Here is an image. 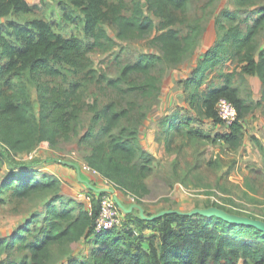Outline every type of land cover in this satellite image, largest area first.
Listing matches in <instances>:
<instances>
[{
	"label": "trees",
	"instance_id": "obj_1",
	"mask_svg": "<svg viewBox=\"0 0 264 264\" xmlns=\"http://www.w3.org/2000/svg\"><path fill=\"white\" fill-rule=\"evenodd\" d=\"M50 1L56 2L62 9L80 12L82 38H64L56 34L51 23L43 18L24 25L8 21L0 26V143L4 145L0 147V170L6 163L12 166L0 185V191H10L19 200L38 193H54L59 183L46 174L39 177L29 167L15 164L7 153L29 151L43 142L54 146L62 134L70 132V124L77 119L71 101L75 102L76 93L85 87L76 81L69 90L57 91L58 97L50 103L51 109L41 117L45 125L36 126L30 116L28 98L22 92L17 99L8 96V93H18L11 82L13 77L20 79L28 75L33 81L43 76L58 78L61 76L58 67L67 66L84 71L85 78L104 82L119 94L137 91L152 103L159 93L158 79L153 76V71L163 62L180 64L186 47L194 40L191 34L181 37L179 31L169 25L161 26L153 41L162 57L141 55L136 63L122 67L119 78L107 79L90 69L89 59L95 50L105 53L114 44L103 26L115 27L117 39L125 41L149 35L155 29L153 20L144 15L136 0H131L129 15H124L122 5L114 1ZM191 1L147 0V10L154 17H160L166 11L184 12ZM237 1L242 5H251L256 0ZM45 2L41 0L39 5L30 6L25 0H0V20L38 14ZM223 18L231 21L234 17L225 13ZM216 26L222 33L218 41L205 52L190 77L181 83L184 91L191 90L187 99L198 115L220 125L216 104L220 99H226L234 104L237 121L227 131L216 133L214 138L204 135L201 129L191 127L193 119L189 117L166 116L161 126H165L167 133L174 131L191 140L221 142L235 150L242 143L245 117L264 102V50L258 52L256 44L260 31L264 29V9L257 12L253 24L244 29L240 24L226 28L222 21H217ZM225 53L241 64V74L257 76L262 84L260 102L247 103L240 97L238 88L234 87L235 72H221L216 77L220 83L200 91L205 71L217 65ZM123 84L127 85L126 89L121 87ZM128 107L121 108L110 102L96 112L93 123L107 141L92 148L86 165L101 178L112 181L121 193L136 192V188H142V180L151 173L152 161L138 139V127L146 117L143 110L134 126L121 128L124 121L131 120L136 106L129 103ZM57 199L54 197L52 202ZM99 208V198H92L91 210L74 217L70 211H58L48 204V229L42 232L41 237L27 241L25 236L29 229L19 227L8 239L0 238V264H44L52 245L82 239L89 240L93 245L89 258L71 257L66 264H264V232L253 227L229 223L216 216L169 211L149 218H127L120 229L97 233L94 226ZM143 232H148V235ZM15 248L19 252L25 249L28 253L18 259L12 258L8 253Z\"/></svg>",
	"mask_w": 264,
	"mask_h": 264
},
{
	"label": "rangeland",
	"instance_id": "obj_2",
	"mask_svg": "<svg viewBox=\"0 0 264 264\" xmlns=\"http://www.w3.org/2000/svg\"><path fill=\"white\" fill-rule=\"evenodd\" d=\"M113 1L122 5L124 15L130 14L131 0H107L108 3ZM136 2L144 15L153 20L155 29L143 38L121 41L116 37L115 27L104 25L103 28L114 44L105 53L95 50L89 55L90 69L103 74L107 79H117L122 67L136 63L141 55L162 57L158 45L153 41L161 26L169 25L178 30L181 37L191 34L194 40L186 47L180 64L169 65L163 62L153 71V76L158 79L159 93L152 103L137 91L119 94L104 82L85 78L84 71L67 66L58 67L61 73L58 78L43 76L35 81L28 75L20 79L12 78L11 82L15 84L18 93H8V96L17 99L22 92L28 98L31 105L30 116L36 126L45 125L41 117L51 109L50 103L58 97L57 91L69 90L70 85L76 81L81 82L85 88L76 93L75 102L71 101L75 106L77 119L70 124V132L62 134L54 146L43 142L29 151L7 153L15 164L29 167L39 177L46 174L55 178L59 185L54 193H38L25 200L15 198L10 191H0V238L8 239L19 227L29 229L25 236L27 241L41 237L42 232L48 229V204L58 211H70L74 217L89 209V202L97 197L92 194V188L101 189L103 178L96 184H85L87 188L82 190L76 189L82 184L77 179L83 178L82 173L87 172V159L91 156L92 148L107 141L100 135L93 118L103 105L110 102L121 108H129V103L136 106L131 113V120L124 121L121 128L134 126L143 110L146 117L138 127V139L152 159L151 173L142 180V188H136V192L117 193L123 221L127 218H149L169 211L193 214L197 211L218 210L237 218L264 223V102H261V106L254 107L245 117L242 123V143L235 150L221 142L191 140L174 131L167 133L165 126L158 130L153 124V121L163 120L165 115H178L193 119L191 127L201 129L210 138L224 131L221 125L198 115L195 107L189 105L187 98L191 90L184 91L181 81L190 77L204 58L205 52L218 41L222 33L217 30V21H222L226 28L232 24H240L242 29L247 25L251 26L257 12L264 9V0H256L251 5L239 4L237 0H192L184 12L166 11L160 17H154L147 10V0ZM44 4L38 14L10 16L0 20V26L8 21L24 25L43 18L51 23L56 34L64 38H82L80 12L62 9V6L50 0H46ZM225 13L232 14L233 23L223 18ZM5 34L10 41L13 40L6 32ZM256 44L258 52L264 50V29L260 31ZM222 56L217 65L205 71L200 91L209 85L220 83L216 77L221 72H235L234 87L238 88L240 97L247 103L260 102L262 84L257 76L241 74V64L236 59L230 58L227 53ZM121 87L126 89L127 85L123 84ZM166 141L170 143L167 144ZM0 147L4 145L0 143ZM59 166L61 170L56 168ZM11 168L8 163L1 168V183ZM46 168L47 172L43 170ZM54 169L59 172L56 174L59 179L48 174ZM54 197L58 199L52 202ZM92 248V243L86 239L54 244L50 247L44 264H66L71 257L88 259ZM26 253L28 251L25 249L19 252L15 248L8 254L18 259Z\"/></svg>",
	"mask_w": 264,
	"mask_h": 264
},
{
	"label": "built area",
	"instance_id": "obj_3",
	"mask_svg": "<svg viewBox=\"0 0 264 264\" xmlns=\"http://www.w3.org/2000/svg\"><path fill=\"white\" fill-rule=\"evenodd\" d=\"M217 117L220 120V125L227 131L237 121V110L233 103L226 99H220L216 104ZM93 174L98 175L92 171ZM101 189H95V194L100 201V208L98 216L95 220L94 230L99 233L102 231H109L112 229H120L123 224L121 218V205L119 203L118 187L110 180L103 179ZM92 200V199H91ZM91 210V201L89 202V209Z\"/></svg>",
	"mask_w": 264,
	"mask_h": 264
},
{
	"label": "crops",
	"instance_id": "obj_4",
	"mask_svg": "<svg viewBox=\"0 0 264 264\" xmlns=\"http://www.w3.org/2000/svg\"><path fill=\"white\" fill-rule=\"evenodd\" d=\"M30 6H37V5H39L40 4V2H41V0H25ZM4 20V19H3ZM3 20H1V21H3ZM166 114V113H165ZM166 116H169V115H165V117ZM163 121L161 120V121H159V120H156L155 122L153 121V124L155 125V127H156V129H161V128H163L162 126H161V123H162ZM153 126V125H152ZM151 129H152V127H151ZM148 132H153V131H149V130H147ZM222 132H224V131H222ZM152 136L153 137H155V135L152 133ZM87 167V166H86ZM57 169H59V170H61V167L59 166V167H56ZM43 170H45V172H47L48 171V169L46 168V169H43ZM55 171H50V173H48V174H51V175H53L54 177H56L57 179H59V177L56 175V174H58L59 172L58 171H56V169H54ZM63 170V169H62ZM85 170H87V172L86 173H82V176H83V178H80V177H78V179H77V181H80L82 184L81 185H79L80 187H78V188H76L77 190H82V188H87L86 187V185L85 184H89V183H94V184H96L97 182H100V176L99 175H93V174H91V173H93L92 172V170L91 169H89L88 167L85 169ZM88 171H89V173H88ZM91 172V173H90ZM0 183H1V180H0ZM93 190H95V188H92ZM99 190V189H98ZM93 193V192H92ZM120 193V192H119ZM77 196H82V194H77ZM145 235H148V232H145L144 233Z\"/></svg>",
	"mask_w": 264,
	"mask_h": 264
},
{
	"label": "water",
	"instance_id": "obj_5",
	"mask_svg": "<svg viewBox=\"0 0 264 264\" xmlns=\"http://www.w3.org/2000/svg\"><path fill=\"white\" fill-rule=\"evenodd\" d=\"M195 214H200V215H204V216L220 217L229 223H233V224H237V225L250 226V227H253L255 229H258V230L264 232V223H262V222L237 218V217H234L232 215L226 214V213L218 211V210L205 211V212L197 211Z\"/></svg>",
	"mask_w": 264,
	"mask_h": 264
}]
</instances>
